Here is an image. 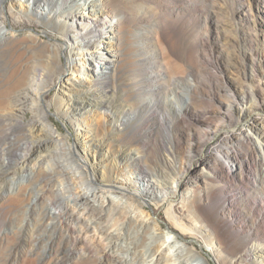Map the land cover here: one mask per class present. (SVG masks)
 <instances>
[{
	"label": "rangeland",
	"instance_id": "1",
	"mask_svg": "<svg viewBox=\"0 0 264 264\" xmlns=\"http://www.w3.org/2000/svg\"><path fill=\"white\" fill-rule=\"evenodd\" d=\"M124 1L127 6L116 13L117 33L120 36L116 49L119 53L117 62L124 60V64L118 67L117 75L115 72L113 75L108 73L110 81L104 85L105 88L108 87L110 91L115 92L112 106L87 108L79 115H70V119L61 118L54 115L60 110L61 102L58 99L52 101L58 87L51 84L46 93V101L51 102L46 115L58 131L56 136L49 140L50 152H58V154L51 156L49 151H45L41 152L45 154L44 163L32 158L25 162L22 156L29 154L34 157L37 153L28 146V142L21 141V144H27V147H14L9 155L10 160L7 158L12 167L8 169L7 175L0 176V264H55L57 254L53 251L59 246L60 249L64 247L61 244L62 238L70 234V231L62 222L56 223L57 227L50 224L46 231L37 229L41 211H35L33 208L37 205L38 208L44 207L51 198V182L47 178L46 168H50L48 170L51 171L54 180L59 181L60 189L63 188L61 191L66 189L68 184L79 189L93 187L96 191L101 189L100 182L96 184L92 179L90 160L88 166H85L74 157V150L81 148L76 138L77 132H80L79 127L89 125L99 127L98 136H106L109 139L106 142L108 152L122 154L126 148L133 149L132 152L135 151L137 154L135 159L131 158V163L134 167L135 164H140L139 161L145 164L147 174L144 179L167 182L166 180L170 181L182 171V165L189 162V154L193 157L195 153L198 155L202 152L201 145L197 143L200 126L202 122H206L202 118L207 117L210 126L219 122L214 121L216 112L213 110L217 107V99L213 94L212 99L205 98V95L201 99V91L214 93L217 84L223 85L224 79L216 82L209 73L231 75L240 81H245L252 96L249 93L248 99L245 98L241 104L244 111H248L256 102V93L264 96V0ZM87 3L85 0H67L58 3L56 10L61 14V25L64 24L63 20L66 23L75 22L74 14L85 23H89L100 6L95 5L91 8ZM130 4H132L131 9L128 8ZM29 5H32V0H5L6 7L21 10L24 22L12 29L6 21L8 32L38 34L49 44L54 43L55 38L60 35L59 29L46 20L31 22L32 17L27 11L25 12L26 6ZM68 14L69 16L66 17ZM109 26L107 23L101 28L102 37L109 35L105 33L110 29ZM95 39L97 38H92L93 41ZM102 39L106 40L107 37ZM92 47L98 51L94 43ZM29 49L36 58L45 59L50 54L49 49L46 51L35 43H31ZM75 56L79 57L76 60L78 66L75 61L68 66L65 56L61 55L60 65L63 68L54 72L53 78L57 79L60 74H65L62 75L64 76L62 79H65L66 76L73 75L74 68L79 67L81 71H74V75L78 74L80 80L89 82L88 79L94 77L96 79L97 74L93 66L81 59L82 55L73 57ZM97 58L101 59L100 56ZM0 59L4 62L8 61L9 54L0 49ZM40 62L44 64L42 59ZM234 70L240 71L239 76L231 73ZM224 84L232 86L235 94H240L239 87L235 86V82L231 79L225 80ZM195 87L199 88L197 97L193 95ZM164 101L173 107L170 121L173 139L167 146L163 145V126L159 127L155 117L163 111L161 107ZM0 106L6 107L7 104L0 103ZM203 108H211V110L203 116ZM118 109L123 110L122 121H115V110ZM32 115V111H26L19 119L18 125H13L9 130L18 129L20 125L27 123ZM117 127L119 130L116 129ZM249 133L258 151L254 154L251 152L252 149L248 150V153H241L240 158L244 164L246 181L250 178L259 185L260 179L264 178V150L261 149L264 148V131ZM62 135H65L67 147L71 145L69 148L62 146ZM112 135H116L115 140ZM247 146L251 147V144L248 143ZM169 157L174 161L172 164L164 162L165 158ZM214 158L213 156L212 161ZM123 164L124 161H121L116 169L120 188L131 182L127 175L122 173ZM102 167L103 165L97 168L94 166V170L99 171ZM56 168L63 170L64 174H57ZM237 170H234V174H237ZM141 180L139 178V181ZM135 184L137 183L133 182L131 188L127 186V191L117 188L113 191L114 196L126 200L127 219L115 221L118 212L116 209L117 212L113 211L114 214L102 224L85 215L75 202L69 201L73 197L68 196V193L65 194L64 201L69 202V209L80 218L73 224L76 235L84 239V243L79 242L71 246V252L66 254L62 264H86L89 245L98 249L99 264H154L155 258L153 260L151 258H153V247L157 244L161 245V251L172 259L162 264H179L184 257L187 255L189 257L187 247L192 242L187 240L173 242L172 233L165 228L157 231L155 227L149 229L145 226L151 223L152 218L165 220V213L161 207L157 209L153 206L151 209L146 204L138 205L134 209L138 200L130 191L137 186ZM232 188L234 186L230 185L229 189ZM259 194L264 196V188ZM175 198L178 196L176 195ZM234 202L235 205L229 207L230 211L247 209L245 202L237 200ZM261 213L262 208L259 206L256 208L255 216ZM247 215L248 211L243 212V217L247 218ZM128 218L134 219V222L129 223ZM80 220H86V226H82L84 224ZM159 231H163L164 236H156V232ZM52 240L55 242L50 248ZM203 243L201 253L210 264H219L210 246ZM104 249L115 254L114 258L118 259L116 258L114 262L106 259L103 256ZM253 259L256 260L255 257ZM196 264H204L203 259Z\"/></svg>",
	"mask_w": 264,
	"mask_h": 264
},
{
	"label": "bare ground",
	"instance_id": "2",
	"mask_svg": "<svg viewBox=\"0 0 264 264\" xmlns=\"http://www.w3.org/2000/svg\"><path fill=\"white\" fill-rule=\"evenodd\" d=\"M66 1L32 0V5L25 8V12L27 11V14L32 17L31 22L46 20L59 29L60 35L55 38L54 43L49 44L42 40L38 34L8 32L6 21L12 29L19 27L24 22L21 10L6 7L5 0H0V49L9 54L8 61L4 62L0 59V103L7 104L6 107L0 106L1 177L7 175L8 169L12 167L9 163L11 150L14 147H27V144H21V141L28 142V146H31V149L37 153L34 157L29 154L21 155L25 162L32 158V160L44 163L45 154H41V152H50L49 140L58 133L54 123L46 115L51 104L46 101V93L51 84L58 87L52 101L58 99L61 102L60 110L54 113L61 118L70 119V115H79L87 108L111 107L114 102V90L110 91L104 85L110 81L108 73L113 75L115 72L117 75L118 67L124 64V60L117 62L119 53L116 49L120 36L117 33L116 13L123 10L127 4L124 0H85L91 8L95 5L100 6L93 19L89 23H85L77 14H74L75 22L66 23L63 20L64 24L61 25V14L57 12L56 5ZM131 6L132 4L128 5V8L131 9ZM68 16L69 14L66 17ZM107 23L110 25V29H107L105 33L109 35L102 37L100 30ZM105 37H107L106 40L102 39ZM92 38L97 39L93 41ZM92 42L98 51L92 47ZM31 43L37 44L46 51L49 49L50 54L45 59L44 57H34L29 49ZM78 54L82 55L81 59L93 66L94 72L97 74L96 79L95 77L88 79L89 82L80 80L78 74L74 75V71H81L79 67L74 68L73 75L66 76L65 79H62L65 74H60L57 79L53 78L54 72L63 68L60 65L61 55L65 56L67 65L73 64L74 61L77 65L76 60L79 57L73 56ZM97 56H100L101 59ZM41 59L43 65L40 62ZM63 70L65 73V69ZM231 73L239 76L240 71L234 70ZM209 74L216 82L224 79L223 85H215L214 93L201 91V99L204 98V95L205 98L212 99V94L217 99V107L213 108L216 112L215 120H213L219 122L210 126V120L207 117V119L202 118L206 122H202L200 126L199 140L197 141L202 147V152L197 153L198 155L195 153L193 157L189 154V162L182 165V171L170 181L158 182L156 180L153 182L150 178L144 179L147 174L145 164L139 161L140 164L137 163L134 167L131 163V158L135 159L137 152L126 148L122 154L110 153L106 149V142L109 139L106 136L99 137L97 134L99 127L93 125L79 127L80 132H77L76 138L81 148L74 150V157L83 162L85 166H88L90 160L92 179L96 184L100 182L102 187L96 191L94 187L79 189L68 184L66 189L61 191L63 188L60 189L59 181L54 180L53 175L50 174V168H46L47 178L51 182V198L44 207L38 208L37 205L33 208L35 211H41L37 229L46 231L50 224L57 227L56 223L60 221L70 231V234L62 238L61 244L64 247L60 249L59 246L57 250L53 251L57 254L55 264H62L66 254L71 252V246L77 245L79 242L84 243V239H80L76 235V228L73 224L80 218L69 209V202L64 201L65 194L68 193V196L73 197L69 201L75 202V205L83 210L85 215L95 219L98 224H102L117 212L116 209L118 212L115 215V221L127 219L125 212L128 204L123 198L114 196L113 191L116 188L127 191L133 182L137 183L135 184L137 188L135 187L130 192L138 200L134 209L138 205L146 204L151 209L153 206L157 209L161 207L165 213V220L152 218L151 223H145V226L149 229L155 227L157 231L165 228L172 233L173 242L177 240L192 242L187 247L189 257L188 255L184 257L179 264H196L200 259H203L204 264H210L209 260L201 253L203 242L210 246L219 264H255L256 262L264 264V196L259 194V191L264 188V178L260 179L259 185L250 178L246 181L244 164L240 158V154L248 153V150L252 149L251 152L254 154L258 151L252 143L249 132L264 131V96L261 93H256V102L251 105L248 111H244L241 104L245 98L248 99L249 93L252 96L245 81H240L231 75L217 74V72ZM228 79L235 82V86L240 89V94H235L232 86L224 84ZM193 95L196 97L199 95L198 87H195ZM161 109L163 111H160V114H156L155 117L159 127L163 126L164 142H162L167 146L172 143L173 139L170 122L173 107L164 101ZM29 110L33 112V115L28 122L20 125L14 131H10V127L19 123V119ZM208 110L211 108L203 110V116ZM115 113V121H122L123 110H115ZM116 129L119 130L118 127ZM114 136L116 135H112L113 139ZM61 141L62 146L66 148L68 143L65 135L61 136ZM248 143L251 144V147L247 146ZM61 144L59 143V145ZM261 149L264 150L263 147ZM50 153L51 156L58 154L53 151ZM132 153L134 155H131ZM213 156L215 157L214 161H212ZM121 161H124L122 173H125L131 181L126 186L122 185V188H120L118 172H116ZM164 162L172 164L174 161L172 157H169L165 158ZM100 165H103L101 170H94V166L97 168ZM56 170H58L57 174H64L63 170L58 168ZM234 170H237V174H234ZM139 178L142 179V182L139 181ZM133 179L135 180L133 181ZM224 179H226L225 182ZM230 185L234 186L232 190L229 189ZM77 189L79 190L77 191ZM176 195L178 198H175ZM235 200L245 202L247 209L230 211L229 207L235 205ZM259 206L262 208V213L255 216L256 208ZM245 211H248L247 218L243 217ZM80 221L84 224L82 226H86V220ZM128 221L129 223L134 222V219L128 218ZM156 233L158 237L164 236L163 231ZM54 242L50 241V248ZM161 247L159 244L153 247V258L151 259L155 258L154 264L172 260L161 251ZM87 250L86 264H99L98 249L89 245ZM103 254L106 259L113 262L118 259L114 258L115 254H111L109 250L104 249ZM254 257L256 260L253 259Z\"/></svg>",
	"mask_w": 264,
	"mask_h": 264
}]
</instances>
